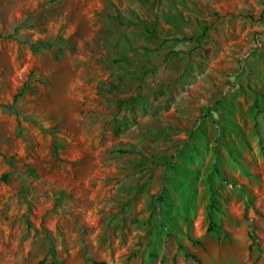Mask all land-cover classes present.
Here are the masks:
<instances>
[{"label":"rangeland","instance_id":"obj_1","mask_svg":"<svg viewBox=\"0 0 264 264\" xmlns=\"http://www.w3.org/2000/svg\"><path fill=\"white\" fill-rule=\"evenodd\" d=\"M96 263L264 264V0H0V264Z\"/></svg>","mask_w":264,"mask_h":264},{"label":"trees","instance_id":"obj_2","mask_svg":"<svg viewBox=\"0 0 264 264\" xmlns=\"http://www.w3.org/2000/svg\"><path fill=\"white\" fill-rule=\"evenodd\" d=\"M219 176V174H217ZM220 178V177H219ZM213 185L210 186L209 191L211 193L209 198V205L207 208V218H208V225H207V233H215L218 232L219 229H217L216 224L214 223L213 219L216 217L217 214H220L221 216L224 215V208L221 206L217 200L214 199L213 194ZM243 193L246 194L247 191L243 189ZM250 239L255 242L257 239L253 234H249ZM185 256L192 258L193 260H196V256L194 254L185 253ZM199 263V262H198ZM101 264V263H96Z\"/></svg>","mask_w":264,"mask_h":264}]
</instances>
